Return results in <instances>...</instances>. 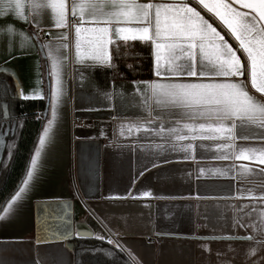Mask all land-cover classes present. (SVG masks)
I'll list each match as a JSON object with an SVG mask.
<instances>
[{"label":"crops","instance_id":"crops-1","mask_svg":"<svg viewBox=\"0 0 264 264\" xmlns=\"http://www.w3.org/2000/svg\"><path fill=\"white\" fill-rule=\"evenodd\" d=\"M21 2L26 3V0ZM206 2L214 3L215 0ZM6 5L7 0H0V11L4 12L0 16V49L9 48L13 43L19 48L22 43L19 35L7 34L9 24L17 33L23 31L33 40L38 37L40 43L52 40L47 26L36 28L35 22L25 23ZM192 6L196 4L192 3ZM87 11L85 8V13ZM25 14L30 13L25 11ZM201 14L206 19L212 16L211 13L206 14V10ZM79 15L78 11L76 20H79ZM89 19L85 14L84 20ZM213 20V26L219 25L217 31L225 35L227 29L224 25L214 16L209 22ZM75 22L70 20V23ZM93 35L82 33V39ZM74 36L72 31L68 49H59L68 54L70 61L75 57ZM225 39L234 49L237 47L228 36ZM31 42H25V46ZM112 44L108 45L111 58ZM52 48V54L58 56L59 52L55 50L59 45L53 44ZM0 63H7L18 73L28 99L48 100L43 128L51 119L49 49L41 51L37 44L32 51L11 61L0 52ZM77 68H83V65L69 62L67 75L63 69L61 71L62 81H67L64 85L67 103L58 108L52 142L47 145V154L34 186L24 196L16 215L6 221L0 220V241L12 242L0 250V255L9 264H75L73 240L91 238L77 235V226L85 224L92 231V237L99 239L103 236L105 241L119 246L134 264H228V261L244 264L243 253L250 247L258 250L264 241L259 234L264 231V216L259 215L261 206H264V193L261 192L264 176L260 175L264 164L247 153V159L243 156L239 159H216L215 144L204 140L206 148L201 149L199 139L192 154L195 158L184 159L183 153L168 150L170 142L157 137L154 132L145 131L153 126L148 121L157 115L155 110L150 116L144 108L132 106L118 97L117 93L121 91L118 87H109L110 83L119 86L128 85L132 80L168 82L174 78L152 75L151 78L115 79L112 66L97 68L92 79L99 89L111 94L105 98L94 87L79 81ZM4 75L13 85L15 78L12 74ZM183 79L187 81L189 78ZM248 88L250 94L261 95L251 88L250 82ZM12 89L16 91L14 86ZM126 91L131 93L132 88L127 87ZM185 122L191 123L181 121ZM182 134L187 136V130ZM38 143L37 138L35 147ZM235 144L237 154L241 145L261 146L258 139L241 141L237 138ZM156 145L165 146L168 163L157 160V167L153 168L148 161L160 151ZM144 165H147V171H144ZM229 166L233 171L228 176L214 175L209 171ZM245 168L254 171L246 172ZM141 171L143 175H140ZM143 191H149L151 195H140ZM248 204L257 207L250 210L253 215L245 216L246 227L233 229L232 217L239 211L238 206ZM68 205L70 207H65ZM213 236L233 238L212 240ZM38 237L43 238L39 244ZM158 237L161 241H157ZM201 244L207 248L201 250ZM229 245L235 251H228ZM225 255L228 261L223 258Z\"/></svg>","mask_w":264,"mask_h":264},{"label":"snow or ice","instance_id":"snow-or-ice-1","mask_svg":"<svg viewBox=\"0 0 264 264\" xmlns=\"http://www.w3.org/2000/svg\"><path fill=\"white\" fill-rule=\"evenodd\" d=\"M192 3L196 6H192ZM6 6L13 9L25 23L35 22L36 28L47 26V32L52 36L51 41L40 43L38 37L33 40L23 31L17 33L13 25L9 24L7 34L19 35L22 43L19 48L13 43L9 48L0 49L9 61L32 51L37 44L41 51L49 49L51 119L38 135V146L30 157V165L26 167L19 190L2 206L0 220L6 221L16 215L24 196L38 179L42 161L47 154V145L52 142L54 135L53 125L57 122L58 108L67 103L64 87L67 81L61 79L62 69L66 76L69 62L83 65V68L75 69L79 81L94 87L105 98L111 95L95 85L92 74L97 68L112 66L108 45L115 42L113 38L125 44L129 41L141 42L143 47L149 49L152 61L149 73L155 77L165 75L174 78L168 82H160L158 79L132 80L128 85L119 86L110 83V88L118 87L121 90L117 96L130 105L144 108L150 116L152 111L157 112L154 119L148 121L153 126L145 131L154 132L157 137L170 142L168 150L183 153L184 159L195 158L192 154L199 139L201 149L206 148L204 140L215 144L216 159H239L241 156L247 159L252 156L264 164V0H215L214 3L206 0H179L171 3L159 0H87V3L84 0L80 3L77 0H26V3L7 0ZM85 8L88 9L87 13ZM205 10L206 14L211 13L224 25L227 29L225 35L217 31L219 25L213 26L215 20L209 22L212 16L206 19L201 14ZM25 11L30 14L26 15ZM78 11L79 20H76ZM85 14L90 17L87 21L84 20ZM3 15L4 12L0 11V16ZM70 20L76 22L70 23ZM85 24L89 27H84ZM52 29L58 31L53 32ZM72 31L75 34V57L70 61L68 54L59 49L70 47ZM82 33L94 35L82 39ZM225 36L237 44L235 49ZM28 41L32 42L25 46ZM53 44L59 45L55 50L59 52L58 56L52 54ZM238 52L240 55H237ZM0 72L10 73L15 78L12 85L16 89L15 98H29L24 94L22 82L14 69L8 67L7 63H0ZM185 77L189 79L185 81ZM249 82L251 88L261 94L259 97L250 94ZM127 87L132 88L131 93L126 91ZM10 115L8 104L5 102L0 105V116ZM182 120L191 123H181ZM157 124L159 127H156ZM185 129L187 136L182 134ZM7 132L15 135L13 127H9ZM237 138L241 141L258 139L261 146L254 148L241 145L237 154ZM156 148L160 151L154 153V158L148 161L153 168L157 167V160L168 163L165 146L156 145ZM143 168L144 171L148 170L147 165ZM209 171L214 175L228 176L233 167ZM244 171L254 170L245 168ZM143 174L141 171L140 175ZM260 175L264 176V169L260 170ZM261 192L264 193V185H261ZM140 195L147 197L151 193L143 191ZM256 207L254 204L238 206L239 211L232 217V228H245V216L253 215L250 210ZM261 209L259 215L264 216V206ZM87 234L91 236V230ZM259 234L264 237V231ZM98 238L104 240L103 236ZM232 238L211 237L212 240ZM42 239L38 237L37 243ZM10 243L0 241V250ZM200 247L205 250L207 245L201 244ZM227 250L235 251L230 245ZM243 254L244 264H264V241L258 250L250 247ZM106 255L111 256L112 253L107 252ZM223 258L228 261L227 255ZM0 264H9V261L0 255ZM228 264L232 262L228 261Z\"/></svg>","mask_w":264,"mask_h":264},{"label":"trees","instance_id":"trees-1","mask_svg":"<svg viewBox=\"0 0 264 264\" xmlns=\"http://www.w3.org/2000/svg\"><path fill=\"white\" fill-rule=\"evenodd\" d=\"M112 77L115 79L151 78L149 49L139 42L112 44ZM44 62L45 58L43 59ZM45 64V63H44ZM128 65L132 67L129 68ZM8 77L0 73V105L8 104L11 115L0 116V211L5 201L18 189L25 175L38 135L45 121L48 100L15 98ZM13 127L15 135L7 132ZM75 264H134L117 246L94 237L75 238ZM111 252L112 255H106Z\"/></svg>","mask_w":264,"mask_h":264},{"label":"water","instance_id":"water-1","mask_svg":"<svg viewBox=\"0 0 264 264\" xmlns=\"http://www.w3.org/2000/svg\"><path fill=\"white\" fill-rule=\"evenodd\" d=\"M88 230H90L85 224H79L77 226V233H82L81 235H78L80 237H92L93 233L91 236L87 234ZM92 232V231H91Z\"/></svg>","mask_w":264,"mask_h":264},{"label":"flooded vegetation","instance_id":"flooded-vegetation-1","mask_svg":"<svg viewBox=\"0 0 264 264\" xmlns=\"http://www.w3.org/2000/svg\"><path fill=\"white\" fill-rule=\"evenodd\" d=\"M3 139H0V155H1V152H2V148H3V141H2Z\"/></svg>","mask_w":264,"mask_h":264},{"label":"built area","instance_id":"built-area-1","mask_svg":"<svg viewBox=\"0 0 264 264\" xmlns=\"http://www.w3.org/2000/svg\"><path fill=\"white\" fill-rule=\"evenodd\" d=\"M157 241H161V238L158 237V238H157Z\"/></svg>","mask_w":264,"mask_h":264}]
</instances>
